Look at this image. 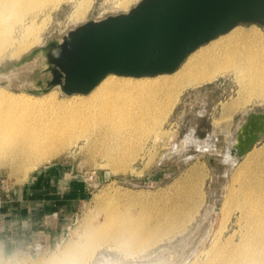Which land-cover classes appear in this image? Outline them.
Segmentation results:
<instances>
[{
  "label": "rangeland",
  "instance_id": "obj_1",
  "mask_svg": "<svg viewBox=\"0 0 264 264\" xmlns=\"http://www.w3.org/2000/svg\"><path fill=\"white\" fill-rule=\"evenodd\" d=\"M127 1L90 0L80 7L78 0H63L40 7L21 19L16 15L6 23L11 43L0 56V75L11 77L14 87L0 85V90L28 94L40 104L55 108L54 103L73 98L60 88L48 93L16 91L15 87L31 85L39 78L38 56H26L83 22L128 11L139 0ZM237 26L234 30L240 28L264 40V26ZM163 76L166 75L131 77L147 83ZM244 86L232 69L210 82L188 87L159 125L160 131L133 130L128 145H119V139L111 134L97 135L96 141L81 135L70 149L41 162L26 177L18 175L5 158L0 159V199L41 178L42 188L51 195L47 200L53 201L46 210L62 208L64 218L67 217L63 223L66 231L61 236L33 248L2 253L0 264H34L53 259H61L59 264H210L215 260L220 264L224 245L232 237L239 242L240 230L253 221L244 212L253 207L245 197L255 200L264 193L259 190L264 185V140L230 165L229 134L224 129H214L217 121L233 129L247 110L264 111V95ZM199 140L204 142L200 145ZM60 200L62 204L54 206ZM175 204L179 209L172 233H163L170 227L165 226L160 240L139 250L129 244H117L100 232L89 236L109 214L128 223L133 218L142 223L154 222ZM70 243L72 248H68Z\"/></svg>",
  "mask_w": 264,
  "mask_h": 264
},
{
  "label": "bare ground",
  "instance_id": "obj_2",
  "mask_svg": "<svg viewBox=\"0 0 264 264\" xmlns=\"http://www.w3.org/2000/svg\"><path fill=\"white\" fill-rule=\"evenodd\" d=\"M62 1L0 0V56L11 43L7 22L16 15L21 19L40 7ZM89 1L78 0L76 4L81 7ZM237 27L227 31L229 34L220 41L197 48L175 71L154 76L166 75L161 79L142 83L136 82L131 76L121 75L128 77L122 79L116 74H109L86 94L88 96L82 94L84 96L79 98L81 93L73 94V98L65 102L54 103L56 108L40 104L39 100L28 94L0 90V159L5 158L18 175L26 177L41 162L70 149L81 135L96 141L97 135L111 134L116 140L119 139V145H128L132 141L131 131L144 128L157 131L161 128V123L186 88L210 82L232 69L237 71L247 90L264 95V40L252 32L240 28L234 30ZM249 111L252 110L243 113L236 127ZM214 129H224L229 134L228 158L230 165L234 164L239 160L236 154L231 153L230 145L236 142L234 128L230 129L227 123L217 121ZM197 142L201 145L204 141ZM260 187V191L264 190V185ZM245 201L250 202V206L253 204L252 210L244 209L253 221H250L246 229L240 230L242 239L239 242L236 243L232 237L224 245L223 261L220 264H264V193L258 194L255 200L246 196ZM178 209L179 205L175 204L170 212H161L154 222L147 223L137 222L138 218H133L130 223L127 220L118 221L109 214L89 236L100 232L117 244H129L139 250L156 243L159 234L165 231V226L170 225L163 233H172ZM68 246L73 247L72 243ZM60 260L34 264H55ZM217 261L210 264H218Z\"/></svg>",
  "mask_w": 264,
  "mask_h": 264
},
{
  "label": "water",
  "instance_id": "obj_3",
  "mask_svg": "<svg viewBox=\"0 0 264 264\" xmlns=\"http://www.w3.org/2000/svg\"><path fill=\"white\" fill-rule=\"evenodd\" d=\"M264 26V0H139L128 11L90 19L62 37L36 47V71L52 77L15 87L31 93L60 88L65 94H88L107 75L155 76L175 71L197 48L238 24ZM20 64V63H18ZM0 85L13 79L0 75ZM231 153L238 159L264 140V111H249L234 127Z\"/></svg>",
  "mask_w": 264,
  "mask_h": 264
},
{
  "label": "crops",
  "instance_id": "obj_4",
  "mask_svg": "<svg viewBox=\"0 0 264 264\" xmlns=\"http://www.w3.org/2000/svg\"><path fill=\"white\" fill-rule=\"evenodd\" d=\"M41 181L38 178L29 187L13 189L8 198L0 199V254L33 248L66 231L63 223L67 217L64 218L63 209L46 210L53 206V201L47 200L51 195L42 188ZM54 204L58 206L62 202ZM60 224L62 230L58 232Z\"/></svg>",
  "mask_w": 264,
  "mask_h": 264
},
{
  "label": "flooded vegetation",
  "instance_id": "obj_5",
  "mask_svg": "<svg viewBox=\"0 0 264 264\" xmlns=\"http://www.w3.org/2000/svg\"><path fill=\"white\" fill-rule=\"evenodd\" d=\"M37 72H38V71H37ZM38 75H39V78H37V80H36V85L34 86L35 89H40V88H42V85L38 83L39 80L42 82L43 85H46V81L49 80V79L52 77V75H51L50 72H47V73L42 74V75H40V74L38 73Z\"/></svg>",
  "mask_w": 264,
  "mask_h": 264
}]
</instances>
